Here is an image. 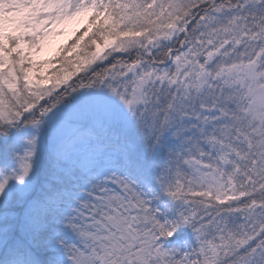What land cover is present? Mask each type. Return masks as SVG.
Instances as JSON below:
<instances>
[{"label":"snow or ice","instance_id":"1","mask_svg":"<svg viewBox=\"0 0 264 264\" xmlns=\"http://www.w3.org/2000/svg\"><path fill=\"white\" fill-rule=\"evenodd\" d=\"M0 264H264V0H0Z\"/></svg>","mask_w":264,"mask_h":264}]
</instances>
